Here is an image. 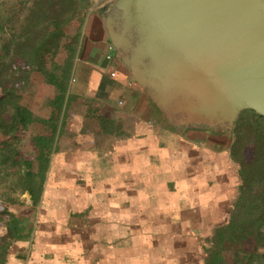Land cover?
<instances>
[{"label": "crops", "instance_id": "0c3cea01", "mask_svg": "<svg viewBox=\"0 0 264 264\" xmlns=\"http://www.w3.org/2000/svg\"><path fill=\"white\" fill-rule=\"evenodd\" d=\"M107 16H88L40 110L19 111L43 189L35 209L14 207L3 264H226L214 244L240 210L243 160L264 154V118L171 121L115 52Z\"/></svg>", "mask_w": 264, "mask_h": 264}, {"label": "water", "instance_id": "95a60500", "mask_svg": "<svg viewBox=\"0 0 264 264\" xmlns=\"http://www.w3.org/2000/svg\"><path fill=\"white\" fill-rule=\"evenodd\" d=\"M115 52L171 121L264 118V0H117Z\"/></svg>", "mask_w": 264, "mask_h": 264}, {"label": "rangeland", "instance_id": "374dc122", "mask_svg": "<svg viewBox=\"0 0 264 264\" xmlns=\"http://www.w3.org/2000/svg\"><path fill=\"white\" fill-rule=\"evenodd\" d=\"M34 1L0 0V264H3L4 252L16 233L18 217L14 207L23 209L32 202L35 209L43 189V179L39 177L43 169L40 163L31 161L37 150L25 140L27 131L16 106L22 112L26 108L40 110L45 84L50 76H56L57 71L63 72L64 65L71 62L72 44L88 16L104 10L109 14L117 0H72L73 3L54 0L56 21L45 19V6L33 20L27 21ZM4 46L10 47L8 55ZM262 122L258 117L250 120L257 128ZM254 160L252 164L243 160L245 174L255 167ZM261 183L253 186L257 196H264ZM261 233L262 242L257 244L252 240L247 249L253 251L263 264L264 222ZM233 252L234 248H227L226 264H236L237 257Z\"/></svg>", "mask_w": 264, "mask_h": 264}, {"label": "trees", "instance_id": "16d2710c", "mask_svg": "<svg viewBox=\"0 0 264 264\" xmlns=\"http://www.w3.org/2000/svg\"><path fill=\"white\" fill-rule=\"evenodd\" d=\"M68 1L69 3H73L71 2L72 0ZM68 1H66L67 4ZM44 6L46 8L44 12L45 19L56 21L57 18L53 15V11H55L54 0H35L28 12L27 21L35 17L37 12L41 11ZM9 48V46H4L3 48L7 55L9 54ZM16 109L19 113L20 109L18 106H16ZM254 164L255 169L249 173V178L245 182L240 210L234 216L232 224L218 232V241L214 244V247L219 250L232 246L236 251V264H262L258 257L255 256V253L247 249L252 240H256L257 244L263 240L261 227L264 222V196H257L253 192V186L256 183L262 182L261 184L264 185V154L259 149L256 150ZM218 263L224 264L225 261L223 258H219Z\"/></svg>", "mask_w": 264, "mask_h": 264}, {"label": "built area", "instance_id": "2783aa9c", "mask_svg": "<svg viewBox=\"0 0 264 264\" xmlns=\"http://www.w3.org/2000/svg\"><path fill=\"white\" fill-rule=\"evenodd\" d=\"M111 58H112V55H109V56L107 57L108 60H110Z\"/></svg>", "mask_w": 264, "mask_h": 264}]
</instances>
